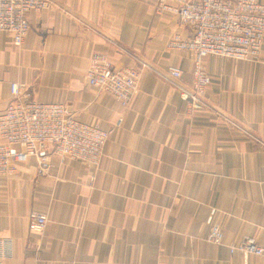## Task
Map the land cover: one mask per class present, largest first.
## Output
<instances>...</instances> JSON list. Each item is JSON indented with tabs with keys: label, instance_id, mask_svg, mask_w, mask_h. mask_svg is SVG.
Returning <instances> with one entry per match:
<instances>
[{
	"label": "crops",
	"instance_id": "1",
	"mask_svg": "<svg viewBox=\"0 0 264 264\" xmlns=\"http://www.w3.org/2000/svg\"><path fill=\"white\" fill-rule=\"evenodd\" d=\"M49 1L27 14L21 45L0 31V111L21 81L110 133L96 166L52 156L38 175L29 156L0 174V264H264L230 251L264 245V40L254 59L205 57L211 81L189 108L176 85L190 84L191 56L166 43L190 31L159 0ZM96 53L140 69L127 107L85 79ZM212 210L220 244L204 240ZM31 211L46 213L43 231Z\"/></svg>",
	"mask_w": 264,
	"mask_h": 264
},
{
	"label": "built area",
	"instance_id": "2",
	"mask_svg": "<svg viewBox=\"0 0 264 264\" xmlns=\"http://www.w3.org/2000/svg\"><path fill=\"white\" fill-rule=\"evenodd\" d=\"M50 6L49 0H0V31L8 33L14 45H21L29 29L27 14ZM156 13L175 15L190 36H171L169 49L190 54L193 68L188 86L176 85L189 108L202 102L211 78L204 68V58L217 55L236 60L257 58L264 40V3L258 0H159ZM140 69L134 66L114 68L106 55L96 53L88 61L85 79L98 91L115 97L125 108L138 90ZM173 78L182 70L167 68ZM120 118L114 126L120 125ZM110 129L77 119L63 103L40 102L31 87L21 81L10 83V99L0 111V174L12 172L14 164L34 156L37 174L44 175L51 167V157L62 163L75 159L98 165ZM211 211L204 240L220 244L223 227ZM47 215L40 211L28 214V228L41 232ZM244 257L254 254L264 258V245L252 237H243L230 251Z\"/></svg>",
	"mask_w": 264,
	"mask_h": 264
}]
</instances>
